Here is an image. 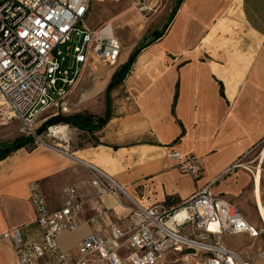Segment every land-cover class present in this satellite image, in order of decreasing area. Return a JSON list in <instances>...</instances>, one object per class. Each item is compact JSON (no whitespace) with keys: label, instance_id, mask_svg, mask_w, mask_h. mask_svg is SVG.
<instances>
[{"label":"crops","instance_id":"0c3cea01","mask_svg":"<svg viewBox=\"0 0 264 264\" xmlns=\"http://www.w3.org/2000/svg\"><path fill=\"white\" fill-rule=\"evenodd\" d=\"M158 1L148 0L145 9L128 1L131 6L104 22L114 32L122 16L123 28L136 35L135 21L142 19L143 28L148 21L131 10H150ZM173 9L164 33L140 49L108 91L114 73L144 41L121 44L113 66L89 58L74 88V113L107 114V120L92 131L63 124L68 142L60 146L73 157L26 145L0 159V264H19L12 241L3 237L6 230L20 227L28 243L42 238L28 191L32 180L51 210L64 204L67 188L82 201L78 227L58 237L60 249L73 258L86 235L105 236L108 222L122 223L136 205L173 208L205 186L250 224L264 225L261 177L242 163L264 140V0H181ZM169 150L198 156L203 174L195 179L180 172ZM87 164L122 187L124 196L118 200L93 184ZM240 235H224L222 242Z\"/></svg>","mask_w":264,"mask_h":264},{"label":"built area","instance_id":"2783aa9c","mask_svg":"<svg viewBox=\"0 0 264 264\" xmlns=\"http://www.w3.org/2000/svg\"><path fill=\"white\" fill-rule=\"evenodd\" d=\"M91 1L0 0V128L17 122L33 145L68 157L71 152L60 146L68 142L67 134L56 133L61 125L49 124L39 133V123L69 112V95L90 57L113 66L121 52L110 21L97 26L87 22ZM128 1L147 8L148 0ZM168 156L180 172L195 179L203 174L195 154L169 150ZM87 166L93 184L118 200L124 196L122 187L94 165ZM28 191L42 238L25 242L20 227L3 233L12 241L19 264H165L168 252L183 253L188 264H244L222 237L243 233L257 238L262 233L232 202L205 186L173 208L136 205L122 223L108 222L105 236L86 235L73 258L60 249L58 237L79 225L82 201L75 189L65 190L67 198L55 210L49 209L36 180L28 183Z\"/></svg>","mask_w":264,"mask_h":264},{"label":"rangeland","instance_id":"374dc122","mask_svg":"<svg viewBox=\"0 0 264 264\" xmlns=\"http://www.w3.org/2000/svg\"><path fill=\"white\" fill-rule=\"evenodd\" d=\"M177 0H161L158 1L150 10H139L138 8H133L131 12L137 17H142L147 20V26L143 28L142 19L135 21L138 28V33L134 35L132 30L123 28L124 17H118L115 21L114 34L117 35L122 45L126 43H133L138 45L142 41L149 39L151 36V31L153 29H160L168 20V14L174 8ZM132 4L127 0H94L91 4L89 10V17L87 22L91 26H96L104 22L110 16H112L119 9L124 6H131ZM76 89V88H75ZM69 95V112L66 114H72L78 108L74 106V91ZM63 125V124H60ZM42 123H39L38 128H40ZM6 134L0 131V142H10L14 137L20 136L18 125L16 123L7 125ZM57 141V140H55ZM242 163L244 167L250 172L257 173L261 177V191L262 197H264V140L260 141L248 154L243 158ZM259 225V224H258ZM262 229V233L257 238H251L247 234L240 235L234 238L233 242L226 241L224 243L231 248H233L236 253L240 256L244 264H264V225H259ZM237 236V235H236ZM165 264H188V259L182 254H168L166 257Z\"/></svg>","mask_w":264,"mask_h":264},{"label":"trees","instance_id":"16d2710c","mask_svg":"<svg viewBox=\"0 0 264 264\" xmlns=\"http://www.w3.org/2000/svg\"><path fill=\"white\" fill-rule=\"evenodd\" d=\"M180 1L181 0L176 1L175 7L179 4ZM174 9L172 13L174 12ZM165 28L166 26H164L160 30L153 31L149 39H146L141 45L134 49L128 61L112 76V79L108 84L107 91L111 87L122 81L140 49L143 48L145 45L157 40L164 33ZM106 120L107 114H105L104 116H96L91 113L82 112L72 114H57L56 116H52L51 118H49L43 126L38 128V132L41 133L45 126L55 123L68 124L72 127H76L81 130L92 131L101 127L106 122ZM26 145H33V141L31 137L23 135L16 137L11 143L0 142V159L5 157L9 152Z\"/></svg>","mask_w":264,"mask_h":264},{"label":"bare ground","instance_id":"6f19581e","mask_svg":"<svg viewBox=\"0 0 264 264\" xmlns=\"http://www.w3.org/2000/svg\"><path fill=\"white\" fill-rule=\"evenodd\" d=\"M67 132V129L66 127H64L63 125H61L59 128H58V131L56 133H61V134H65Z\"/></svg>","mask_w":264,"mask_h":264},{"label":"water","instance_id":"95a60500","mask_svg":"<svg viewBox=\"0 0 264 264\" xmlns=\"http://www.w3.org/2000/svg\"><path fill=\"white\" fill-rule=\"evenodd\" d=\"M76 38H77V35L74 36L73 43H72V47H73L74 44H75Z\"/></svg>","mask_w":264,"mask_h":264}]
</instances>
